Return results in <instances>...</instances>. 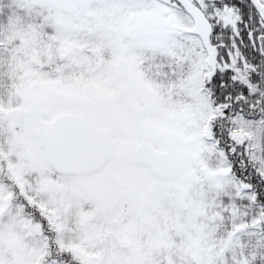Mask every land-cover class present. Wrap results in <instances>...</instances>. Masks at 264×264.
<instances>
[{
    "label": "snow or ice",
    "instance_id": "snow-or-ice-1",
    "mask_svg": "<svg viewBox=\"0 0 264 264\" xmlns=\"http://www.w3.org/2000/svg\"><path fill=\"white\" fill-rule=\"evenodd\" d=\"M0 264H264V0H0Z\"/></svg>",
    "mask_w": 264,
    "mask_h": 264
}]
</instances>
